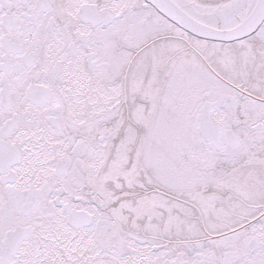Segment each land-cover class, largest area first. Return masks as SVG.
<instances>
[{
	"label": "snow or ice",
	"instance_id": "6c2138e0",
	"mask_svg": "<svg viewBox=\"0 0 264 264\" xmlns=\"http://www.w3.org/2000/svg\"><path fill=\"white\" fill-rule=\"evenodd\" d=\"M0 264H264V0H0Z\"/></svg>",
	"mask_w": 264,
	"mask_h": 264
}]
</instances>
